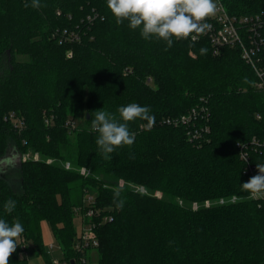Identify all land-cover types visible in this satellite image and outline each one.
Here are the masks:
<instances>
[{"label":"trees","instance_id":"trees-1","mask_svg":"<svg viewBox=\"0 0 264 264\" xmlns=\"http://www.w3.org/2000/svg\"><path fill=\"white\" fill-rule=\"evenodd\" d=\"M223 1L233 14L264 11V0ZM26 2L0 0V70L4 59L8 65L0 78V160L10 146L42 160L0 167V219H18L38 255L45 254L41 223L48 220L65 259H75V210L93 193L113 221L97 228L98 261L90 264H264V206L250 196L229 201L248 193L240 186L249 179L238 144L264 140V95L240 51L214 55L206 40L191 38L173 39L165 51V41L143 39L128 21L118 25L107 0H40L38 9ZM89 15L97 18L89 22ZM77 27L80 43L53 37ZM203 100L210 131L196 145L185 127L166 120ZM130 103L150 106L155 123L127 122L134 143L105 159L91 119L100 109L119 118L117 109ZM82 113V126L67 125ZM251 155L264 164V152ZM117 190L122 209L113 203ZM210 198L218 201L207 207ZM8 199L16 201L10 214ZM20 252L17 243L9 264H29Z\"/></svg>","mask_w":264,"mask_h":264},{"label":"clouds","instance_id":"clouds-1","mask_svg":"<svg viewBox=\"0 0 264 264\" xmlns=\"http://www.w3.org/2000/svg\"><path fill=\"white\" fill-rule=\"evenodd\" d=\"M24 6L38 9L42 5L40 0H31L30 5L26 2ZM107 8L118 25L128 21L131 29H140L143 39L150 40L155 37L165 41L167 51L172 47L173 39L191 38L195 41L198 36L211 30L212 25L206 20L216 15L218 4L216 0H107ZM204 51L206 50L201 49V52ZM117 112L119 118L100 109L95 111V117L91 119V129L98 133L96 144L105 159H111L110 154L117 148L134 143L135 133L129 130L127 122L139 118L147 121L149 128L155 123L150 106L130 103L120 106ZM256 169V175L240 184L241 189L253 197L264 195V164H256ZM120 196V191H115L113 203L122 209L125 201ZM15 207V200L8 199L4 203L6 213H12ZM24 230L18 219L11 224L0 219V264H9L10 256L17 248L16 241Z\"/></svg>","mask_w":264,"mask_h":264},{"label":"built area","instance_id":"built-area-1","mask_svg":"<svg viewBox=\"0 0 264 264\" xmlns=\"http://www.w3.org/2000/svg\"><path fill=\"white\" fill-rule=\"evenodd\" d=\"M216 2L218 4L216 15L208 17L206 20L207 23L212 25L211 30L206 31L205 34L198 36L195 41H192L200 42L206 40L214 55H219L225 48L238 49L242 59L252 68L255 74L256 81L254 86L256 90L264 95V11L260 13L233 14L223 0H216ZM96 18V15H89L87 17L89 22H93ZM53 37L57 38L59 43L71 42L73 44L82 41L78 27L74 30H56L53 33ZM209 116L210 109L207 106V101L203 100L201 104L193 107L186 114L171 120L167 119L166 123L174 127H185L189 141L199 145L200 139L205 137L210 131V127L207 124ZM258 118L261 117L258 116ZM9 119L12 120L15 128L19 131L23 130L24 123L21 119H18L14 114L9 115ZM46 123L51 125L52 121L47 119ZM67 125L71 128L76 127L75 122L72 121ZM238 146L240 148V158L245 167L244 174L250 179L257 174L256 165L253 163L251 154L253 152L254 154H262L264 152V140L254 137L249 145L241 143ZM248 146L251 147L252 152L247 151ZM20 159L24 162L27 160L37 162L42 160L41 155L37 152L22 155ZM47 163H53V160L48 159ZM70 163H65L67 170L74 168ZM81 173L88 176L90 170L84 167L81 169ZM137 191L141 194H147V190H144L143 187L137 188ZM95 198L93 193H87L83 200V205L75 210V213L82 220L81 233L77 236L74 245V251L78 257L76 264L90 263L87 255L91 251H98L100 246L97 228L104 223L113 221L111 215H105L102 210L98 211L96 209ZM250 198L259 203V206H264V195L259 197L250 195ZM237 199V197H232L229 201L236 203ZM225 202V199L219 201L220 204H224ZM206 206L209 207L210 202H207ZM54 264L70 263L64 260L63 262H55Z\"/></svg>","mask_w":264,"mask_h":264},{"label":"rangeland","instance_id":"rangeland-1","mask_svg":"<svg viewBox=\"0 0 264 264\" xmlns=\"http://www.w3.org/2000/svg\"><path fill=\"white\" fill-rule=\"evenodd\" d=\"M190 55L195 57V54L190 52ZM21 57H17V60H20ZM7 59L3 60V66H2V70H0V78H3L6 74V69H7ZM84 113H82V116L78 119L75 120V124L82 126L83 122H84ZM28 153H34V152H26L23 154H20V152H18L15 148L13 147H9L8 149V154L6 155V157H4L2 160H0V167L1 168H6L9 167L11 165H17L20 164L21 159L20 157H22V155L28 154ZM29 160H27L28 162ZM26 162V161H25ZM33 162H37V161H33ZM143 187L144 190H146L144 185H137V188H141ZM147 195V194H145ZM250 194H235L231 197H237V201L239 203L242 201H246L249 199ZM226 198H230V197H226ZM226 198H222V199H226ZM221 200V199H220ZM229 200V199H228ZM211 201V203H217V199H209L208 202ZM259 204V203H257ZM98 211L102 210L101 208H96ZM74 226H75V231L76 234L79 236L81 233V229H82V220L80 218V216L78 214H75V219H74ZM41 232H42V238H43V242H44V246H45V254H36L34 251V248L32 246V244L30 242H26L25 237H23V235L21 234V236L18 238V245L20 247V256L21 258H25L28 260L29 264H54L55 262H63L65 259L63 253H62V249H60V246L54 236L53 233V228L51 223L48 220H44L41 223ZM88 259H90V263H97L98 261V251H91V253H89L87 255ZM77 258L72 259L69 258L66 261H71L72 264H76L77 263ZM70 263V262H69ZM88 263V264H90ZM71 264V263H70Z\"/></svg>","mask_w":264,"mask_h":264},{"label":"water","instance_id":"water-1","mask_svg":"<svg viewBox=\"0 0 264 264\" xmlns=\"http://www.w3.org/2000/svg\"><path fill=\"white\" fill-rule=\"evenodd\" d=\"M2 160V159H1ZM74 264V263H73Z\"/></svg>","mask_w":264,"mask_h":264}]
</instances>
